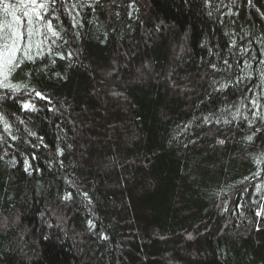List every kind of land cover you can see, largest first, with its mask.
<instances>
[{"label":"trees","instance_id":"trees-1","mask_svg":"<svg viewBox=\"0 0 264 264\" xmlns=\"http://www.w3.org/2000/svg\"><path fill=\"white\" fill-rule=\"evenodd\" d=\"M79 3L0 87V264H264V0Z\"/></svg>","mask_w":264,"mask_h":264},{"label":"snow or ice","instance_id":"snow-or-ice-1","mask_svg":"<svg viewBox=\"0 0 264 264\" xmlns=\"http://www.w3.org/2000/svg\"><path fill=\"white\" fill-rule=\"evenodd\" d=\"M57 4L61 9L70 7L73 10L78 6H83L79 0L71 4H69V0H16L15 4L3 3L5 20L0 21V24L3 25L0 30V87L9 91H15L19 87V85L11 83L12 74L21 67L25 60L32 61L34 59L31 54L32 47L35 46L42 51L40 45L43 44V41H36L35 37L44 36L47 39V33H50L52 37L62 38L54 24L60 19L56 15ZM68 14L72 15L71 12ZM9 16L10 20L7 19ZM72 18L75 20V16ZM260 63L264 64V60ZM246 67L251 68V65H246ZM260 75L264 78V70H260ZM33 92L41 100L46 99L42 93L35 89ZM252 103L255 107V101ZM22 107L27 110L35 106L25 102ZM257 215L259 216L261 213L257 212Z\"/></svg>","mask_w":264,"mask_h":264},{"label":"bare ground","instance_id":"bare-ground-1","mask_svg":"<svg viewBox=\"0 0 264 264\" xmlns=\"http://www.w3.org/2000/svg\"><path fill=\"white\" fill-rule=\"evenodd\" d=\"M25 110V109H24Z\"/></svg>","mask_w":264,"mask_h":264}]
</instances>
